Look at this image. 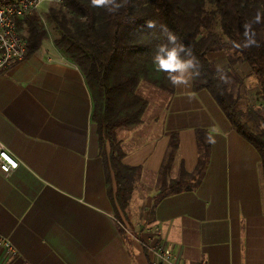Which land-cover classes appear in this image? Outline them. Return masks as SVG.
<instances>
[{
	"label": "crops",
	"instance_id": "1",
	"mask_svg": "<svg viewBox=\"0 0 264 264\" xmlns=\"http://www.w3.org/2000/svg\"><path fill=\"white\" fill-rule=\"evenodd\" d=\"M208 59L224 71L230 67L224 51ZM231 70L241 79L252 73L247 63ZM257 91L253 86L247 98L256 100ZM146 100L142 123L116 131L123 164L140 168L131 182L130 210L135 195L143 198L129 213L133 221L125 233L109 195L81 71L44 41L34 55L0 73V144L20 163L10 174L0 171V235L18 252L7 256L0 243V264H161L145 243L172 247L178 264H264L257 149L194 84L172 92L157 88ZM172 137L177 149L169 181L195 172L201 141L208 145L207 166L196 188L156 202Z\"/></svg>",
	"mask_w": 264,
	"mask_h": 264
},
{
	"label": "trees",
	"instance_id": "2",
	"mask_svg": "<svg viewBox=\"0 0 264 264\" xmlns=\"http://www.w3.org/2000/svg\"><path fill=\"white\" fill-rule=\"evenodd\" d=\"M116 13L93 8L90 0H60L47 12L58 36L56 50L82 73L91 94V120L97 126L101 155L105 161L109 195L117 219L132 224L129 217V192L140 168L123 164V154L116 139L120 128H134L143 121L148 101L139 93L142 83L172 92L165 74L157 72L151 52L162 41L159 26L166 25L201 64V76L193 81L196 91L207 90L225 113L233 128L250 142L261 156L264 180V0H120ZM257 13L261 21L253 24L259 46L236 48L233 42L244 41V25ZM155 21V30L148 21ZM26 32L27 53L34 55L50 37L46 24L36 13L21 22ZM224 51L230 64L223 83L210 53ZM238 63L252 69L241 79L231 70ZM254 81L257 100L263 107L240 105L247 97L246 84ZM248 85V84H247ZM244 106V107H243ZM177 149L172 137L156 202L162 198L196 188L205 173L208 145L201 141V156L193 173L167 179L168 167Z\"/></svg>",
	"mask_w": 264,
	"mask_h": 264
},
{
	"label": "built area",
	"instance_id": "3",
	"mask_svg": "<svg viewBox=\"0 0 264 264\" xmlns=\"http://www.w3.org/2000/svg\"><path fill=\"white\" fill-rule=\"evenodd\" d=\"M44 2H60V0H0V73L24 61L27 53V40L20 32L21 22L27 15L38 13ZM20 163L9 153L6 146L0 144V171L10 174L17 170ZM162 237V231H156ZM0 243L7 256H17L13 243L0 235ZM161 264H178L172 247L164 245L144 244Z\"/></svg>",
	"mask_w": 264,
	"mask_h": 264
},
{
	"label": "clouds",
	"instance_id": "4",
	"mask_svg": "<svg viewBox=\"0 0 264 264\" xmlns=\"http://www.w3.org/2000/svg\"><path fill=\"white\" fill-rule=\"evenodd\" d=\"M93 8H104L109 13H116L122 7L120 0H90ZM261 21V14L257 13L253 21L244 25V41L241 43L233 42L236 48H249L259 44L255 39L253 24ZM148 27L155 30L157 24L149 20ZM160 37L162 41L155 45L151 52V62L154 69L165 74L167 80L174 88L188 89L192 87L193 81L201 76V64L192 53L190 46H186L179 37L166 25L159 26ZM216 73L223 83L228 80L224 74L223 65H216ZM209 144H215V136L209 135L207 138Z\"/></svg>",
	"mask_w": 264,
	"mask_h": 264
},
{
	"label": "rangeland",
	"instance_id": "5",
	"mask_svg": "<svg viewBox=\"0 0 264 264\" xmlns=\"http://www.w3.org/2000/svg\"><path fill=\"white\" fill-rule=\"evenodd\" d=\"M60 2H56V4H59ZM54 2H44L40 7H39V12L36 14L42 18V20L44 21V23L46 24V27L49 31V34H50V37L48 40L45 41V44L48 46V47H52L54 46L53 44V40L55 39V37L58 36L56 30L54 29V25L52 24V22L49 20L48 16H47V12H48V9L50 6H54L56 5ZM34 14V13H33ZM25 28V26L23 27V29ZM21 29V26H20V32L21 34L23 35V37H26V32L25 30ZM254 81H250L249 83L246 84V87L244 88V90H246V92H248L249 89H251L254 85H253ZM139 93L140 95H142L145 99H149V98H152V97H155V94L157 93V88L147 84V83H142L140 85V88H139ZM256 96V95H255ZM251 99H252V104L255 105V103L258 104L257 107L255 108H261L263 107L261 105V103L257 100V96H256V100H253L254 98H244L243 101H241V104L240 105H244V106H247V107H251ZM243 106V107H244ZM118 141V140H117ZM131 189V188H130ZM133 193V189L130 190L129 192V195H131ZM132 198H133V195H132ZM137 198V199H136ZM142 196H136L135 195V201L133 200L131 202V208L133 209L132 211L130 210L129 213L130 214H133L134 215V212H135V207H138L140 205V200H142ZM135 206V207H134ZM133 215L130 217V220L133 221ZM142 220V219H141ZM120 224L123 226V231L126 233V229L129 230L130 226H129V223L127 221H125L124 219L123 220H120Z\"/></svg>",
	"mask_w": 264,
	"mask_h": 264
}]
</instances>
